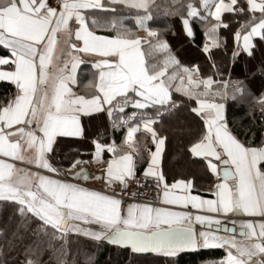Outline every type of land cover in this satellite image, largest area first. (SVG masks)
Returning a JSON list of instances; mask_svg holds the SVG:
<instances>
[{
	"label": "snow or ice",
	"instance_id": "obj_1",
	"mask_svg": "<svg viewBox=\"0 0 264 264\" xmlns=\"http://www.w3.org/2000/svg\"><path fill=\"white\" fill-rule=\"evenodd\" d=\"M117 6L134 13L135 30L124 18L101 21L94 15L115 13ZM161 12L177 17L189 38L195 36L191 20L201 22L213 40L202 45L209 58L218 46L217 30L230 23L239 25L233 60L254 59L257 46H264V0H57L56 6L0 0V48L6 53L0 55V81L15 89L6 104L0 102V202L19 215L18 228L36 223L35 239L21 246L15 264H47L48 250L58 253L57 264H69L70 234L93 249L107 244L151 255L157 264H176L180 254L202 249L222 255L201 264H264V137L258 144L242 142L226 119L229 100L250 98L264 119V58L235 80L202 75L198 65L179 62L162 30L148 26ZM224 13L236 19L225 22ZM85 57L92 73L81 94L74 89ZM258 75L262 90L253 93ZM129 106L134 110L125 114ZM181 107L197 124L187 153L215 177L212 198L193 194L194 179L169 183L162 170L166 136L154 125ZM85 120H106L105 134L125 129L126 148L92 136L88 162L99 157L106 163L102 174L77 170L83 163L77 157L67 169L71 180L62 179L66 172L51 163L50 154L60 138L87 139ZM141 129L154 150L134 145ZM105 151L112 154L106 162ZM138 161L144 164L139 175ZM89 180L101 181V190L85 186ZM133 183L137 191L129 194ZM145 184L156 192L155 201L135 199ZM56 242H62L59 249ZM71 264H96V252L82 247Z\"/></svg>",
	"mask_w": 264,
	"mask_h": 264
},
{
	"label": "trees",
	"instance_id": "obj_2",
	"mask_svg": "<svg viewBox=\"0 0 264 264\" xmlns=\"http://www.w3.org/2000/svg\"><path fill=\"white\" fill-rule=\"evenodd\" d=\"M160 2L163 3V0H160ZM123 12L125 14L130 13L131 10L117 6L115 13L102 12V15L99 16L96 12L94 15L97 19L103 21L107 17L119 16ZM222 19L225 22H229L236 18L230 13H224L222 14ZM128 20L130 21V19ZM148 26L151 29L162 30L163 39L168 42L172 53L182 65L189 67L198 65L200 73L205 76H215L217 79L222 76L224 80H227L229 75H231L232 79L235 80L245 73L246 68L251 67L253 64H258L264 58V46L258 45L254 59L241 56L238 60H233L231 50L236 45L233 33L239 27L237 23H230L228 28L220 27L217 30L215 43L218 46L211 48L213 53L211 58L202 51V45L205 42L211 45L213 40L206 38L204 35L205 26L201 22L195 19L191 20V27L195 33L194 39L185 35L177 17L166 16L163 12L154 13V19L148 21ZM132 29L135 30L136 27H132ZM134 34L136 35L135 32ZM144 47L147 53L148 46ZM3 54H6L5 50L0 48V55ZM213 62H215V67ZM261 84L262 80L258 75L257 79L251 82L252 92L258 93L261 91ZM14 92V86L6 81H0V102L6 104ZM133 110L129 106L125 110V114L131 113ZM253 111L255 115H253ZM226 119L232 132L244 142L258 144L261 141L264 119L261 118L259 107L254 99L250 98L236 102L229 100L226 109ZM106 124V120H93L91 122L85 120L84 125L90 133L89 137L87 139L60 138V142L54 145V151L50 154L52 157L51 163L61 169H65L77 157L79 159H90L91 156L87 154L91 151L90 140L92 136L97 134L103 137L102 142H106L110 137L116 142L121 141L124 129L114 131L109 128L108 133L105 134ZM154 127L161 135L166 136V151L162 154V170L168 181L173 178L191 177L195 181L194 188L196 191L206 190L212 182L213 176L206 171L198 158H193L187 153V146L196 135L197 129L196 122L188 114L187 110L181 107L173 116L165 117L162 124L157 123ZM143 135H145V141H147L143 146V151L149 147L153 148L150 143V135L147 133H143ZM20 223L21 218L19 215L14 213L10 206L0 202V264H15L21 246L35 239L31 233L32 229L36 228V223H29L26 227L18 228ZM14 233H17V235L14 236ZM61 243L56 242L54 247L59 249ZM85 246L96 252V264H157V261L151 255H130L122 249L107 244H102L99 248L93 249L85 238L75 237L71 234L69 235L66 249L69 264H71L73 254ZM57 255L58 253L48 250L43 256V260L47 264H57ZM221 255L222 251L219 249L185 252L176 258V264H201L202 261H210Z\"/></svg>",
	"mask_w": 264,
	"mask_h": 264
},
{
	"label": "crops",
	"instance_id": "obj_3",
	"mask_svg": "<svg viewBox=\"0 0 264 264\" xmlns=\"http://www.w3.org/2000/svg\"><path fill=\"white\" fill-rule=\"evenodd\" d=\"M47 2H48V0H47ZM97 13L99 14V16L102 15V12H97ZM133 15H134V13L131 11L130 13H126V14H125V12H123V13H121V15L116 16V17H118V18H124L123 19V24L127 28L132 29V27H136L135 19L131 18ZM125 17H128V18L125 19ZM128 19H130V21ZM128 24H130V25H128ZM135 33H136V35L146 37V33H144L143 31L137 30V31H135ZM142 34H144V35H142ZM84 59H85V62L82 63L78 67V70H77V76H78V80H79V85L76 86L75 89H74L75 91H77L78 93H81V94H83V92H85L87 90V87L86 86H87V84H88V82H89V80L91 78V73H92V69L90 68V65H89V63L87 61V58L85 57ZM3 70H7V69H3ZM143 133H146V132L143 129H141L136 134H134V137H133V143H134V145L137 146L142 152H143V146L147 143V141H145V135H143ZM124 135H125V129H124L123 137H124ZM262 137H264V123H263V130L261 132V138ZM241 141L244 142L243 140H241ZM112 142H114V144L118 148H121V147H125L126 148V145H122V140L119 141V142H116V141H114V139L112 137H110L104 143H112ZM150 143H151V140H150ZM152 150H154V146H153ZM119 154H123V153L121 152ZM111 158H112V154L111 153H108L107 151H105L102 154V160L104 162H106L107 160H109ZM80 160L83 161V163H80L79 165H77V167L80 166V167L77 168V170H79V169H86L87 170V174L91 172L92 174H94V176L101 175L102 174V171H103V168L106 167V163H101L99 157L97 158V161L92 162V163H89L88 162V161L91 160V158L90 159H80ZM143 167H144L143 162L142 161H138L137 162V169H138L137 174H139V172H141L143 170ZM68 168L69 167H67L65 169H62V170H64L66 172V175H69V172H67V169ZM68 178H69V180H71V175ZM187 178L192 179L191 177H187ZM62 179H64V178H62ZM172 180L171 181H168V182L171 183ZM92 181L93 182L91 184H96V185L102 184L101 181H97V180H92ZM214 182H215V177L212 178V182L209 184V186L207 187V189L206 190H203V191H200V192L196 191V189L193 188V190H192L193 191V194H199V195L203 196L204 198H212L211 195H210L209 189H210V187L212 186V184ZM89 188L95 189L93 187H89ZM95 190H97V189H95ZM194 227L197 230H200V228H201V226L198 223H194Z\"/></svg>",
	"mask_w": 264,
	"mask_h": 264
},
{
	"label": "built area",
	"instance_id": "obj_4",
	"mask_svg": "<svg viewBox=\"0 0 264 264\" xmlns=\"http://www.w3.org/2000/svg\"><path fill=\"white\" fill-rule=\"evenodd\" d=\"M48 3L51 6H56L57 5V0H48ZM78 167H80V166H78ZM70 175H71V173H69V175H65V176H62L60 178L69 179L68 177ZM88 175L94 176V174H92L91 172L88 173ZM137 175H139V174H137ZM92 182H93L92 180H89V181L84 182V183H85V186H87V187H93V188H95L97 190H101L102 184H99V185L91 184ZM134 191H137V186L135 185V183H133L128 189L129 194H131ZM138 191H139V193H143V195H139L138 194L135 197V199L137 201H155L157 194H156V192L154 190H149L147 184H145L144 187L139 188ZM130 198H131V196L129 195L128 199H130Z\"/></svg>",
	"mask_w": 264,
	"mask_h": 264
},
{
	"label": "rangeland",
	"instance_id": "obj_5",
	"mask_svg": "<svg viewBox=\"0 0 264 264\" xmlns=\"http://www.w3.org/2000/svg\"><path fill=\"white\" fill-rule=\"evenodd\" d=\"M142 35H144V34H142ZM147 38V37H146Z\"/></svg>",
	"mask_w": 264,
	"mask_h": 264
},
{
	"label": "water",
	"instance_id": "obj_6",
	"mask_svg": "<svg viewBox=\"0 0 264 264\" xmlns=\"http://www.w3.org/2000/svg\"><path fill=\"white\" fill-rule=\"evenodd\" d=\"M195 228V227H194ZM196 229V228H195ZM189 253V252H188Z\"/></svg>",
	"mask_w": 264,
	"mask_h": 264
}]
</instances>
